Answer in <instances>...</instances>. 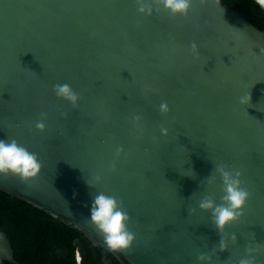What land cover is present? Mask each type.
I'll use <instances>...</instances> for the list:
<instances>
[{
  "label": "water",
  "instance_id": "water-1",
  "mask_svg": "<svg viewBox=\"0 0 264 264\" xmlns=\"http://www.w3.org/2000/svg\"><path fill=\"white\" fill-rule=\"evenodd\" d=\"M147 3L151 14L137 0H0V140L41 164L28 179L0 174V191L120 264H264V30L221 0H191L187 15ZM217 164L249 192L223 232L197 207L221 202ZM98 194L129 216L127 249L109 250L91 223ZM0 259L16 263L4 230Z\"/></svg>",
  "mask_w": 264,
  "mask_h": 264
},
{
  "label": "clouds",
  "instance_id": "clouds-1",
  "mask_svg": "<svg viewBox=\"0 0 264 264\" xmlns=\"http://www.w3.org/2000/svg\"><path fill=\"white\" fill-rule=\"evenodd\" d=\"M159 2L172 15H187L191 6V0H159ZM137 3L139 4L138 12L151 14L152 9L147 0H137ZM255 3L261 10H264V0H255ZM191 47L195 53L196 45L193 44ZM53 92L58 98L68 101L73 106L78 103L77 93L68 84L54 85ZM241 103H244L243 97ZM160 111L161 113L168 111L166 103L160 105ZM44 116L45 114L41 113L42 119L35 125L37 129H44ZM166 132V129H161L162 135ZM120 151L121 149H117V155ZM40 168L41 164L35 154L20 146L15 140H0V174L12 173L21 179H28L35 177ZM215 172L222 185L221 202L217 203L211 196H204L200 199L197 207L200 210L208 211L217 231L223 232L227 224L239 219L243 214V207L249 197V192L242 187L241 173L238 170H230L223 164H217ZM214 179L215 177H210L209 182L211 183ZM128 220L129 216L122 210L115 198L104 194H98L93 198L90 206V221L103 234L104 243L109 250H124L130 246L134 237L127 228ZM223 246V241H221V248ZM197 259L203 261L206 257L201 254ZM240 264H253V260L242 259Z\"/></svg>",
  "mask_w": 264,
  "mask_h": 264
},
{
  "label": "trees",
  "instance_id": "trees-1",
  "mask_svg": "<svg viewBox=\"0 0 264 264\" xmlns=\"http://www.w3.org/2000/svg\"><path fill=\"white\" fill-rule=\"evenodd\" d=\"M221 2L256 18L257 21L254 23L264 30V10L259 8L255 0H221ZM0 229H3L11 239L16 259L24 262L30 261L26 247L34 242L44 246L41 255L42 253L44 256L49 255L53 260L56 258L54 264H58L57 260L60 258L67 261L72 259L77 244L82 246V255L85 253L88 260L93 256L95 261L100 263L103 255L107 253L75 229L23 200L12 198L3 191H0ZM37 263L38 261L33 262V264ZM0 264L13 263L0 261ZM114 264L120 263L114 259Z\"/></svg>",
  "mask_w": 264,
  "mask_h": 264
},
{
  "label": "flooded vegetation",
  "instance_id": "flooded-vegetation-1",
  "mask_svg": "<svg viewBox=\"0 0 264 264\" xmlns=\"http://www.w3.org/2000/svg\"><path fill=\"white\" fill-rule=\"evenodd\" d=\"M0 230H3V229H0ZM10 241H11V239H10ZM11 245H12V248L14 251V258L16 260V263H13V264H29V263L33 264L34 261H38L37 264H54V262H55L56 258L53 260V258L49 257V255L44 256L43 253L41 255V252H43V250H44V246L38 245V243L34 242L32 244L27 245L26 251L30 255V261H26L27 263L22 261V260L16 259L15 249L13 247L12 241H11ZM81 250H82V246L77 244L74 257H72V259H70L69 261H67V259H61L60 258L57 260L58 264H106L107 260H111V264H114L115 258L111 254H109L108 252L103 255L102 261L99 263V262L95 261L93 256H91V259L88 260V256H86L85 253L82 255ZM44 257H46V258H44ZM0 261L2 262V261H6V260L0 259ZM7 262H9V261H7ZM10 263H12V262H10Z\"/></svg>",
  "mask_w": 264,
  "mask_h": 264
}]
</instances>
